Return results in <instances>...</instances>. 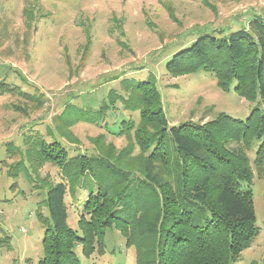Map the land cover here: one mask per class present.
Here are the masks:
<instances>
[{"label":"rangeland","instance_id":"obj_1","mask_svg":"<svg viewBox=\"0 0 264 264\" xmlns=\"http://www.w3.org/2000/svg\"><path fill=\"white\" fill-rule=\"evenodd\" d=\"M254 16L264 22V0H0V81L14 89L0 93V225L11 242L0 264H37L42 258L45 225L38 214L48 215V185L67 186V223L74 229L95 187L85 172L71 170L65 177L54 162L39 160L41 139L60 142L69 155L109 156L121 167L126 154L125 165L133 166L139 150L132 130L120 134L117 126L120 120L135 125L140 116L118 100L127 95L124 79L153 75L169 125L205 122L220 112L246 118L256 102L232 87L221 90L210 72L174 76L164 63L197 33L225 35L247 27ZM101 103L109 110L100 124L76 120V113ZM168 148L170 161L177 159L170 138ZM253 173L260 231L232 264H264V177ZM104 245L103 255L89 257L78 246L81 263L137 264L135 246H126L114 226L105 230Z\"/></svg>","mask_w":264,"mask_h":264},{"label":"trees","instance_id":"obj_2","mask_svg":"<svg viewBox=\"0 0 264 264\" xmlns=\"http://www.w3.org/2000/svg\"><path fill=\"white\" fill-rule=\"evenodd\" d=\"M197 34L167 56L166 72L212 73L221 90L232 87L256 102L249 115L240 119L220 112L205 122L169 125L153 75L124 79L127 95H117L118 100L138 111L140 120L135 125L120 120L117 129L120 134L132 130L139 150L135 167L130 161L125 165L126 154L121 167L109 156H73L58 141H39V160L54 162L65 177L71 170L85 172L95 187H90L75 229L67 223V186L59 181L46 187L48 215L38 214L45 229L37 264H82L78 246L85 257L103 255L105 230L111 226L125 236L126 246H135L137 264H232L254 242L260 228L250 190L253 169L264 177V22L254 16L247 27L225 35ZM11 92L13 87L0 81V93ZM108 110L101 103L76 113V120L100 124ZM169 138L177 156L173 161ZM132 169L140 176L132 175ZM10 247L0 225V253Z\"/></svg>","mask_w":264,"mask_h":264}]
</instances>
